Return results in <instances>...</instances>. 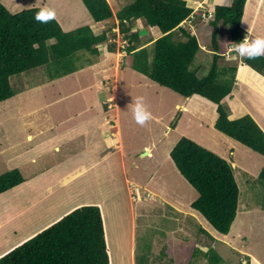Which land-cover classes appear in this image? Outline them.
I'll return each instance as SVG.
<instances>
[{"label":"rangeland","instance_id":"374dc122","mask_svg":"<svg viewBox=\"0 0 264 264\" xmlns=\"http://www.w3.org/2000/svg\"><path fill=\"white\" fill-rule=\"evenodd\" d=\"M108 1L115 15L134 0ZM212 1L229 7L233 0H222V3L202 0L200 9L193 13L192 23L187 21L184 26L200 45L201 51L195 60V65H199L198 77L207 73L211 64L209 55L213 43L208 23L212 14L208 9L214 6ZM253 2L247 9L245 3L244 26L249 23ZM44 3L49 2L44 0ZM52 8L58 12L57 5ZM84 15L79 14L68 23L63 21L62 29L69 32L77 23H82L79 27L90 26L94 34H99L111 28L115 38L108 43L115 42L114 53L107 56L103 45L97 57L81 54V69L52 81L48 79V66L13 76L10 85L14 96L0 104V175L17 169L14 165L23 162L19 161V153L42 152L36 164L18 169L26 182L0 196V256L69 210L93 204L100 206L103 214L111 264H206L207 260L197 254V248L207 252L209 247L222 257L221 264H239L245 257H249L250 264H261L264 261V181L258 179V174L264 157L214 128L216 105L199 96L185 99L134 71L131 56L124 49L126 40L116 21L95 24L90 16ZM261 17L263 21L264 9ZM131 30H138L142 40L152 41L147 44L149 50L153 41L161 37L158 29L140 22L134 23ZM229 35L228 27L221 28L217 35L224 56L219 66L232 62L225 59L227 55H236L230 53L234 45L230 44ZM247 38L255 39L252 34ZM247 68L246 65L240 68L238 78L242 76L254 86L257 83L264 91V76L258 77ZM138 96L144 98L152 114L144 126L137 124L133 115ZM227 99L223 104L228 114L231 108L233 112L244 108L257 115L256 121L251 118L264 132V99L257 91L245 87L242 80L235 81ZM174 122L176 127L172 128ZM95 124L98 125L96 132L91 128ZM87 129H90L86 132L87 140L91 138L88 142L92 144L88 146L100 151L77 152L84 147V137L80 141L81 137L76 139L75 134ZM73 135L75 139L67 141ZM180 138L194 141L234 169L239 205L225 236L190 207L198 193L180 175L169 155ZM114 139L119 142L112 143ZM117 143L120 153L109 156L108 161L98 163L90 171L80 168L82 159L109 155L108 151ZM55 144H61L60 152L52 150ZM46 168L49 170L42 177L30 178ZM44 178L50 194L45 192L46 188H39ZM201 229L213 240L202 234Z\"/></svg>","mask_w":264,"mask_h":264},{"label":"trees","instance_id":"16d2710c","mask_svg":"<svg viewBox=\"0 0 264 264\" xmlns=\"http://www.w3.org/2000/svg\"><path fill=\"white\" fill-rule=\"evenodd\" d=\"M246 1L233 0L229 7L207 8L212 14L208 23L213 43L209 55L211 64L208 72L198 77L199 65H195V60L201 49L196 37L190 36L184 27L194 16L185 0H134L115 15L107 0H81L92 23L117 22L134 71L185 99L199 96L216 105L214 128L264 157V132L248 115L230 120L223 104L235 85L240 59L218 65L224 60L217 43L221 28H229L228 40L232 45L248 37L240 26ZM41 8L11 13L0 3V103L14 96L10 85L13 76L48 66V79L52 81L81 69V54L97 57L103 45L107 56L114 53L115 42L108 43L115 38L111 28L99 34H94L90 26L64 32L56 19L46 24L34 19ZM136 22L160 31L161 37L151 44L152 50L147 46L151 40L146 42L139 37L138 30H131ZM50 40L53 43L49 44ZM241 62L264 76V56L241 58ZM175 127L176 122L172 124ZM169 155L180 175L198 193L191 209L219 234L227 235L239 205L234 169L223 158L187 138H180ZM258 179L264 181V165ZM24 182L18 169L1 174L0 195ZM262 210L264 213V204ZM200 231L213 239L205 230ZM198 253L207 260L206 264L222 262L212 247L207 252L197 248ZM110 254L101 208L87 204L71 209L5 252L0 256V264H111ZM239 264H250L249 257Z\"/></svg>","mask_w":264,"mask_h":264},{"label":"crops","instance_id":"0c3cea01","mask_svg":"<svg viewBox=\"0 0 264 264\" xmlns=\"http://www.w3.org/2000/svg\"><path fill=\"white\" fill-rule=\"evenodd\" d=\"M1 1V4L11 13H16V12H19V11H22L24 8L28 7L29 9V6H32V7H35V5L37 7H45V6H49V7H53L54 5H57V9H58V12H56V16H57V22L60 24L61 28H62V25H64L63 21H65L66 23L74 20L79 14H85L84 16L88 15V13H86V9L85 7L83 6V3L81 2V0H48V4L46 5L44 3V0H30V2L26 3L28 0H0ZM108 1V0H107ZM186 1V4L188 6L189 5H192L194 6L193 7H189V8H192L193 9V13L197 11V9L199 10L200 6L199 4H201V1L202 0H185ZM252 0H247L246 2V9L247 7L249 6V3H251ZM254 2V6L252 8V11H251V16H250V20H249V23L248 25L244 26L243 25V20H244V15L241 19V28L247 32V34H252L255 38L258 37V36H264V19L262 21V17H261V13H262V10L264 9V0H253ZM207 2V1H206ZM109 3V1H108ZM207 5H208V2H207ZM206 5V6H207ZM212 5H219V3H213L212 1ZM219 6H222V5H219ZM31 7V8H32ZM246 9H245V12H246ZM210 13V12H209ZM244 14V13H243ZM89 16V15H88ZM210 16V14L208 15V17ZM192 23V22H190ZM82 23H77V26H75L74 28L76 29L77 27H79ZM194 25H196L194 23ZM83 27V26H82ZM63 30V29H62ZM64 31V30H63ZM72 31V30H71ZM65 32V31H64ZM161 35V34H160ZM100 51V50H99ZM101 54V52H100ZM243 63L241 62L239 65H238V69H237V74H236V79L235 81H238V82H244V86L245 87H248V88H252L253 90L257 91L258 92V95L261 96V98L264 99V91L261 90V86H258L257 83H256V86L253 85L252 81H244L242 76H239L238 78V73H239V70L240 68H243ZM247 68V66H246ZM249 69V68H247ZM250 70V69H249ZM251 71V70H250ZM252 72V71H251ZM254 74L258 75V77H260V75L258 73H255V71H253ZM247 74V72L245 73ZM244 74V75H245ZM262 84V83H261ZM264 87V86H263ZM257 89V90H256ZM260 92H259V91ZM114 96V95H113ZM109 99V97H108ZM107 99V100H108ZM226 100H229V99H226ZM225 100V101H226ZM1 104V103H0ZM241 106V105H240ZM260 106L262 107V105L260 104ZM234 110L231 108V111L229 113V116L228 118L230 120H234L236 119V117H241V116H244V114L246 113H249V116L252 117L255 121H256V118H257V115L256 114H252L251 112H246L244 108H241L239 109L238 111H235L233 112ZM97 124H95L92 128L93 131H97ZM90 129H87L85 130L84 132L82 133H79V134H75L77 137H75L76 139L78 137H81L82 139V135L84 137V147L81 148L80 150H78L77 152H82V151H85V150H98L100 151V149L98 148H93V147H89V146H92L91 143L88 142L87 140V131H89ZM264 130V129H263ZM90 136V135H89ZM29 135L27 136V139L29 140ZM116 137V136H115ZM67 138V137H66ZM74 135L69 138L67 141H73L74 139ZM94 139V137H93ZM87 140V142L85 143V141ZM80 141H83L80 140ZM119 142L118 139H114L112 140L111 142ZM94 143H96V141L94 140ZM89 144V146H88ZM61 145V144H59ZM58 144H55L52 148V150L54 151H57L60 152V146ZM119 143H117V145H112L111 147V150L108 151V154H105L106 156L104 157H96V155L94 156V158H92L91 160L90 159H82L81 162L79 163L80 165V168H84L85 171H90V169L92 167H94L95 165H98V163H102L103 161H108L113 155H115L116 153H120L119 152V147H118ZM97 147V146H96ZM113 149V150H112ZM115 150V151H114ZM41 150H33V152L35 153L34 155H30L29 151H24V152H21L19 153L17 156H19L20 160L19 161H23L22 163H19L18 165H14L15 168L19 169L25 165H28V164H36V160L37 158L42 154V152H40ZM51 150H46V152H49ZM146 154V152L144 153ZM111 156V157H109ZM17 163V162H14V164ZM84 165V166H83ZM78 166V165H77ZM49 170V168H46V169H43L41 172H39L38 174H34L33 176H31L30 178H36L38 179V177L41 175V177L47 173ZM25 179V178H24ZM36 179V180H37ZM61 178H58L57 181L58 182H61L60 181ZM25 182H26V179H25ZM24 182V183H25ZM37 182V181H36ZM35 181H33V183L35 184H38V182L36 183ZM47 178H44L42 179V182H40V187H44L46 188L45 192L47 194H50L49 191H47ZM61 185V183H60ZM19 187V186H18ZM1 196V195H0ZM167 205H170L169 202H167ZM191 205V204H190ZM70 211V210H69ZM68 211V212H69ZM63 216V215H62ZM59 219V218H58ZM202 233V232H201ZM107 234V232H106ZM203 234V233H202ZM210 240H213L210 238ZM263 262V261H262ZM262 264V263H261Z\"/></svg>","mask_w":264,"mask_h":264},{"label":"clouds","instance_id":"9594fccd","mask_svg":"<svg viewBox=\"0 0 264 264\" xmlns=\"http://www.w3.org/2000/svg\"><path fill=\"white\" fill-rule=\"evenodd\" d=\"M218 2L222 3V0H218ZM55 18V9L48 6L41 8L34 17L37 22L43 24H46ZM99 47L100 46H98V48ZM231 52H234L236 55H227L225 59L228 61H235L238 58L255 59L264 56V36H258L252 40L245 37L242 42L235 44L230 49V53ZM133 115L136 123L141 126H144L147 121L152 119V114L147 110L142 96L135 98Z\"/></svg>","mask_w":264,"mask_h":264},{"label":"water","instance_id":"95a60500","mask_svg":"<svg viewBox=\"0 0 264 264\" xmlns=\"http://www.w3.org/2000/svg\"><path fill=\"white\" fill-rule=\"evenodd\" d=\"M143 155V154H142ZM145 155V154H144Z\"/></svg>","mask_w":264,"mask_h":264}]
</instances>
